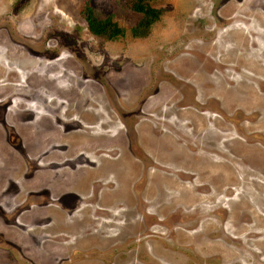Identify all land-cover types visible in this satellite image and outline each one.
I'll list each match as a JSON object with an SVG mask.
<instances>
[{"label":"rangeland","instance_id":"374dc122","mask_svg":"<svg viewBox=\"0 0 264 264\" xmlns=\"http://www.w3.org/2000/svg\"><path fill=\"white\" fill-rule=\"evenodd\" d=\"M86 1L0 0V264H264V0Z\"/></svg>","mask_w":264,"mask_h":264},{"label":"trees","instance_id":"16d2710c","mask_svg":"<svg viewBox=\"0 0 264 264\" xmlns=\"http://www.w3.org/2000/svg\"><path fill=\"white\" fill-rule=\"evenodd\" d=\"M151 0H126L122 8H128L141 15L137 25L125 30L118 26L112 15L100 16L86 1L80 15L84 19L88 31L103 40L116 41L129 35L131 38H145L149 35L151 27L162 17V11L149 5Z\"/></svg>","mask_w":264,"mask_h":264},{"label":"bare ground","instance_id":"6f19581e","mask_svg":"<svg viewBox=\"0 0 264 264\" xmlns=\"http://www.w3.org/2000/svg\"><path fill=\"white\" fill-rule=\"evenodd\" d=\"M260 67H261V66H260ZM58 198H59V196H58ZM58 198H57V199H58ZM87 210H88V209H87ZM99 234H100V233H99ZM124 236H125V235H124ZM128 236H129V235H128ZM137 236H138V235H137ZM139 236H140V234H139ZM98 237H99V236H98ZM111 237H112V236H111ZM111 237H110V238H111ZM100 238H101V237H100ZM100 238H99V239H100ZM106 238H108V237H106ZM114 238L116 239V237H113L112 239L114 240ZM130 239H131V236H130ZM66 240H67V239H66ZM110 240H111V239H110ZM113 240H112V241H113ZM117 240H118V239H117ZM123 240H124V239H123ZM108 241H109V240H108ZM121 242H122V241H121ZM123 242H124V241H123ZM66 243H67V242H66ZM118 244H119V243H118ZM122 244H123V243H122ZM128 245H129V244H128ZM95 247H98V246H95ZM99 249H100V248H99ZM90 251H92L93 254H94V252H95V251H93V250H90ZM98 251H99V250H98ZM116 251H117V250H116ZM99 252H101V255H102V256L107 257V255H106V254H107V251L100 250ZM120 252H123V251H120ZM116 253H117V252H116ZM118 253H119V252H118ZM138 254H139V253H138ZM132 255H133V254H132ZM106 259H107V258H106Z\"/></svg>","mask_w":264,"mask_h":264}]
</instances>
